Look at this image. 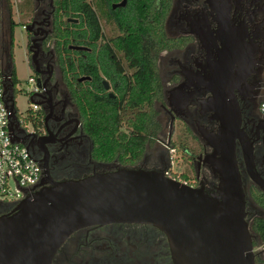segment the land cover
<instances>
[{"label": "flooded vegetation", "instance_id": "af4514ba", "mask_svg": "<svg viewBox=\"0 0 264 264\" xmlns=\"http://www.w3.org/2000/svg\"><path fill=\"white\" fill-rule=\"evenodd\" d=\"M23 1L27 60L45 85L42 96L47 103L42 107L43 122L38 128L31 131L28 126H18L17 139L40 161L44 173L41 181L26 191V198L52 186V181L80 177L103 168L92 158L93 141L83 130L77 103L57 58L53 38L54 0ZM7 23L2 8V54L12 75L11 83L16 86L11 45L14 40ZM164 31L168 47L158 55L162 97L155 103L161 129L155 153L147 152L140 164L145 168L164 169L170 159L168 150H181L195 172L193 182L188 180L190 184L215 191L219 179L213 171L212 155L216 147L212 142L217 143L221 135L220 113L224 100L227 106L233 102L230 108L234 106L237 110L241 128L253 147V153L248 155L237 139V159L246 192L247 219L251 224L264 213L254 198V193L264 189L251 175L253 172L264 179V113L260 110L264 0H173ZM75 46L78 45L71 47L91 50L87 46H82L83 49ZM103 76L106 92L115 98L116 85ZM95 79L91 74H80L77 84ZM220 89H224V100ZM12 91L15 97L13 87L7 90L9 100ZM185 138L192 139L194 145H186ZM180 142L183 148L177 147ZM19 202L0 201V215L13 212ZM51 264H174V261L169 239L162 230L150 224L120 222L76 230L56 252Z\"/></svg>", "mask_w": 264, "mask_h": 264}, {"label": "water", "instance_id": "95a60500", "mask_svg": "<svg viewBox=\"0 0 264 264\" xmlns=\"http://www.w3.org/2000/svg\"><path fill=\"white\" fill-rule=\"evenodd\" d=\"M126 1L114 7L124 6ZM38 86H45L41 77ZM220 90L224 100V89ZM12 95L16 118L13 91ZM32 100L47 106L45 100ZM230 105L224 100L221 135L217 143L212 142L216 147L213 171L219 179L215 191L170 177L167 168L141 164L52 181V186L22 199L13 212L0 215V264H51L76 230L120 222L150 224L162 230L169 239L174 264H257V236L247 219L237 139L248 155L253 147L241 128L237 110L234 106L231 110ZM250 160L252 166V157ZM251 175L264 189V179L253 172Z\"/></svg>", "mask_w": 264, "mask_h": 264}, {"label": "trees", "instance_id": "16d2710c", "mask_svg": "<svg viewBox=\"0 0 264 264\" xmlns=\"http://www.w3.org/2000/svg\"><path fill=\"white\" fill-rule=\"evenodd\" d=\"M121 1L54 0L53 38L83 130L93 141L92 158L104 164L135 166L156 145L161 129L155 106L163 88L158 55L168 47L164 29L173 0H127L125 6L113 7ZM0 5L9 11L13 37L16 22L11 0H0ZM69 18L79 21L69 22ZM72 45L91 50H75ZM80 74H91L96 79L77 84ZM103 75L116 85L115 98L106 92ZM40 114L42 119L32 121L36 128L43 122ZM184 141L194 145L189 138ZM183 145L180 142L177 147ZM184 177V181L189 180L187 174ZM254 198L264 209V192L254 193ZM250 228L264 244V217L254 218Z\"/></svg>", "mask_w": 264, "mask_h": 264}, {"label": "built area", "instance_id": "2783aa9c", "mask_svg": "<svg viewBox=\"0 0 264 264\" xmlns=\"http://www.w3.org/2000/svg\"><path fill=\"white\" fill-rule=\"evenodd\" d=\"M1 19L2 9L0 5V201L9 203H17L25 198L27 190L36 186L43 177V168L38 159L31 153L28 146L19 141L18 126L27 127L33 121L34 115H19V111L15 108L17 117H13L11 108V100L7 98V90L16 86L12 85V75L8 72L6 61L2 54L1 45ZM29 82L33 86L29 91V96L35 100H44L42 94L45 87L38 86V76L32 74L29 77ZM263 93L260 101V110L264 113V73H263ZM32 112H41L42 105L32 100ZM44 116V115H43ZM28 125H25V124ZM28 128V127H27ZM33 131L34 129H29ZM166 174L173 177L169 170ZM175 178V177H173ZM190 184V181H184Z\"/></svg>", "mask_w": 264, "mask_h": 264}, {"label": "rangeland", "instance_id": "374dc122", "mask_svg": "<svg viewBox=\"0 0 264 264\" xmlns=\"http://www.w3.org/2000/svg\"><path fill=\"white\" fill-rule=\"evenodd\" d=\"M12 3V18L15 20L16 25L13 32V40H14V59H15V72L17 76V85H16V93H15V101L16 108L19 111V115H34L32 118L34 121H39L42 119V115L39 112H32V97L29 96V91L33 88L31 83L29 82L30 75L34 74L31 69L28 60H27V42L28 37L26 30L23 26V14L21 13V8L24 6L25 1L23 0H11ZM5 14L8 19L9 11L7 8L5 9ZM8 28V23H7ZM9 39V37H7ZM29 129H34L32 123L28 125ZM167 138V137H166ZM192 142V139L191 141ZM192 144V143H191ZM177 145V144H176ZM155 146L150 147L148 153L151 155L155 153ZM168 150V154L170 159L166 161L165 169L170 171L171 175L177 179L184 181V175L187 174L188 179L193 182L195 179L194 170L188 165L187 159L183 158L182 152ZM140 164V163H139ZM121 165L117 162H114L110 165L101 164L99 167L102 169L105 168H117ZM80 173L81 171H77ZM264 217V213L261 214ZM255 250L257 252V264H264V244L255 239Z\"/></svg>", "mask_w": 264, "mask_h": 264}]
</instances>
